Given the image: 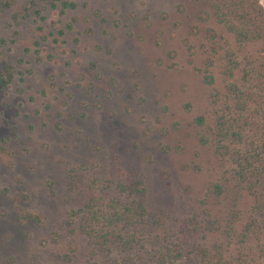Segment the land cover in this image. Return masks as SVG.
<instances>
[{"label": "rangeland", "instance_id": "374dc122", "mask_svg": "<svg viewBox=\"0 0 264 264\" xmlns=\"http://www.w3.org/2000/svg\"><path fill=\"white\" fill-rule=\"evenodd\" d=\"M31 1L0 9V264H86L74 227L139 203L161 236L264 264V231L238 238L254 199L211 141L226 51L239 79L260 46L239 47L207 0Z\"/></svg>", "mask_w": 264, "mask_h": 264}, {"label": "trees", "instance_id": "16d2710c", "mask_svg": "<svg viewBox=\"0 0 264 264\" xmlns=\"http://www.w3.org/2000/svg\"><path fill=\"white\" fill-rule=\"evenodd\" d=\"M13 1L0 0V9H9ZM207 1L218 23L239 47L260 46V57H247L239 79L236 71L242 63L233 51H226L223 75L230 103L228 111L218 118L211 139L218 153L234 165V177L241 189L254 199L252 219L238 234L241 244L247 245L254 236L260 240L264 231V6L261 0ZM54 3L52 6L57 7ZM30 4L27 11L34 7L35 0ZM73 7L74 3H62L64 9ZM206 79L210 84L216 81L210 74ZM197 122L203 125L205 118L199 117ZM215 188L223 194L220 185ZM88 212L74 227L77 233L90 236L95 245L86 264H263L250 252L228 254L221 246L213 250L204 246L186 248L180 241L161 236L142 203L121 204L102 214ZM234 219L236 222L239 214Z\"/></svg>", "mask_w": 264, "mask_h": 264}]
</instances>
